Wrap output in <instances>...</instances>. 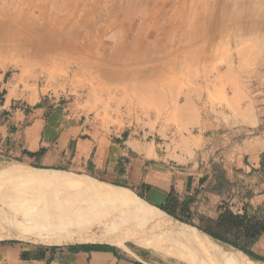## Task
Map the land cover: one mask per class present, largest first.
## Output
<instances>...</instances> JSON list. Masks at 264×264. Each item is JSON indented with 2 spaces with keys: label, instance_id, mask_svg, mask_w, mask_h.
Masks as SVG:
<instances>
[{
  "label": "rangeland",
  "instance_id": "rangeland-1",
  "mask_svg": "<svg viewBox=\"0 0 264 264\" xmlns=\"http://www.w3.org/2000/svg\"><path fill=\"white\" fill-rule=\"evenodd\" d=\"M14 1L6 0V5L13 9ZM175 1L153 0L144 7L143 0H81L82 20L79 28L83 34H92L94 45L104 41L103 29L106 34L113 33L118 23L125 25L127 30L129 25H135L139 39L146 37L145 32L149 30L154 35L152 39H155L159 36L155 34V25H174V22L169 21L179 13L178 7L173 6ZM262 4L264 0H253V6L264 7ZM20 7H23L21 10H27L24 5ZM32 10L38 16L42 8ZM145 11L152 14V22L145 20ZM47 12L53 13L51 5H48L44 14ZM263 19L264 14H260L249 20L232 21L230 25H264ZM143 21L145 25H139ZM140 26L143 29L145 26V32L137 31ZM235 26L228 30L231 40L225 39L222 34L219 36L216 46L212 47V54L210 52L212 57L204 64L179 67L166 73L147 69L150 73H143L149 75L135 78L143 79L144 87L147 88L145 92H107L105 88L101 89V82L94 74L77 69V65L69 59L71 54L64 55L55 65H51L48 63L50 53L38 54L30 47L22 53L13 46L0 50V82L7 81V98L17 99L16 108L29 111L45 104L47 110L54 107L66 108L67 111L71 109L77 117V124L81 125L82 137L105 143L108 140L121 142L126 139L124 144L120 143V147L127 155H121L119 163L127 167L124 163L127 164L129 158L133 161L132 175L124 178L118 174L113 181L81 170L48 169L50 172L84 175L93 181L129 190L148 205L157 207L145 199V192L143 197L139 196V186L147 177V169H139L142 156L130 150L131 147L134 149L133 141H137L141 145L139 149L146 147L157 154L156 159L146 161V166L158 163L165 170L184 172L197 163L199 169L209 170L210 178L204 187L184 193L177 192L173 186L170 188L178 194L180 201L186 196L187 199L191 198L187 214L192 224H200L201 217H216L223 205L235 213L246 212L264 220V202L255 207L253 204L257 195L264 192V28L252 34L238 31ZM166 30L171 31V28ZM259 35L263 37H257ZM81 57L83 62H87L86 54ZM142 64L141 61L137 63L138 66ZM116 84L112 83L111 86ZM31 97H34L33 102H30ZM38 97L40 100H37ZM177 100L182 107L180 110L175 108ZM257 156L260 158L259 165L251 166ZM0 161V197L11 196L14 200L27 203L22 205L9 201L12 205L5 208L0 205V216L16 219L28 215L27 211L32 213L38 204L44 202L43 208L78 202L77 209L71 208L72 205L69 207L71 214L85 211V215L104 220V225L110 230L153 236L157 242L162 238L165 246L154 242L159 247L155 251L126 235H117L132 252L148 258L153 264H236L214 252L215 246L245 258L226 246L202 239L198 233L202 231L194 225L155 209L150 212L159 219L139 215L128 203L96 198L85 188L31 184L21 177H14L5 169L12 165L35 166L16 157L4 156ZM244 166L250 169L244 170ZM170 189L165 191L169 192ZM180 209L177 207L178 212ZM175 222L187 227H180ZM169 224L171 227L179 226L184 231L180 229V236L172 232L165 234L183 241L178 243L175 239L164 237L161 232L165 229L164 225ZM4 240L37 244L22 239ZM172 248L175 250L173 253L169 252Z\"/></svg>",
  "mask_w": 264,
  "mask_h": 264
},
{
  "label": "bare ground",
  "instance_id": "bare-ground-1",
  "mask_svg": "<svg viewBox=\"0 0 264 264\" xmlns=\"http://www.w3.org/2000/svg\"><path fill=\"white\" fill-rule=\"evenodd\" d=\"M143 1L144 7H146L153 0ZM23 5L26 6L27 10H21L23 7L20 6ZM48 5L52 6L53 13L47 12V14H44ZM173 6H177L179 9L178 15L172 17L169 21L174 22V25L165 26L163 24L162 27L161 25H155L154 27L150 25L155 29V34H159L155 39H152L154 35L150 30L149 32H145V26V30L142 26L137 27V31L144 30L146 34V37L139 39L136 34L135 25H129L127 30L125 25L118 23L115 25L116 28L113 30V33L108 32L106 34L105 29L100 27L101 31L103 29L102 36L105 39L102 43L94 45L92 43V34H83L79 28L81 26L80 21L82 20L81 0H16L13 9L6 5V0H0V50L13 46L16 51L22 53L26 52L27 49L25 48L30 47L38 54L50 53L48 55V63L51 65H55L57 60L71 54L69 59H72V62L77 65V69H85L94 74L101 82V89L105 88L107 92L116 91L124 94L128 92L140 93L147 91V88L144 87L143 79L136 80L135 78L149 75L143 73L149 72L146 71L147 69H158L157 71L166 73L179 67L189 68L195 64H204L208 58L212 57H210L212 47L216 46L217 39L221 34L225 39L231 40L228 36V30L232 26H235L230 25L232 21L249 20V18L252 19L257 15L264 14V7L253 6V0H176ZM39 7L42 10H39L40 13L36 16L32 8ZM140 11L139 14L141 13ZM146 13L145 20L147 19V21L152 22V14H148V11ZM153 14L155 15V13ZM136 17L134 16V18ZM133 22L135 23V20ZM144 22H140L139 25H145ZM167 26L171 28V31L166 30L168 29ZM235 28L238 31L253 34L259 31V29L264 28V25L242 24L237 27L235 26ZM226 35L229 38H226ZM82 54L87 55V62L82 61ZM140 61L143 64L138 66L137 63ZM110 82L118 84L111 86L112 83ZM33 101L34 97H31L30 102ZM175 108L179 110L182 108L178 100L175 103ZM26 166L12 165L5 170L14 177H21L35 185L85 188L96 195V198L104 199L107 202L128 203L132 210L148 218L159 219L150 212L151 209L167 215L157 207L148 205L129 190L93 181L84 175L56 171L50 172L48 169ZM9 201L13 204H27L26 202L14 200L11 196L7 197L3 195L0 197V205L4 208L8 207ZM45 203L38 204L37 207L33 205L35 209L31 207V204L30 207L33 209V212L29 214L26 210L28 215L20 216L16 219L0 216V240L22 239L47 245L110 241L122 246L124 244L117 235L123 234L132 238L140 245L155 251L159 247L155 246L154 242L158 243L157 245L162 244L163 247L165 246L162 238L157 242L153 240V236L144 237L141 234H126L121 230H110L104 225V220L99 221L101 218L96 220V216L85 215V211L80 210V212L76 211L75 214H71L69 210L71 208L75 209V207L77 209L78 202H67L62 205L43 208ZM71 205L72 207L69 208ZM85 207L87 208V206ZM4 208L2 209L4 210ZM28 210L32 211L29 208ZM177 224L185 226L181 223ZM179 226L171 227V225H164V232L162 231L161 233L167 239H175L179 243V241L183 240H178L176 236L165 234L172 232L173 235L180 236V229L182 228ZM198 233L202 239H209L218 245L226 246L245 256V258H242L235 254V252L222 250L218 246L213 248L214 252L222 254V256L234 261L236 264H263L203 232ZM174 242L177 244L176 241ZM174 251L173 248L169 249L171 253Z\"/></svg>",
  "mask_w": 264,
  "mask_h": 264
},
{
  "label": "crops",
  "instance_id": "crops-1",
  "mask_svg": "<svg viewBox=\"0 0 264 264\" xmlns=\"http://www.w3.org/2000/svg\"><path fill=\"white\" fill-rule=\"evenodd\" d=\"M7 95V81H2L0 157H16L37 168L90 172L97 176L102 175L106 181H113L118 174L124 178L126 175L129 177L132 175L131 158L127 164L124 163L128 165L127 167H122L119 163L121 155H127L120 147V143L124 144L126 139L121 142L108 140L106 143L92 141L82 137L81 125L77 124V117L71 109L67 111L66 108L54 107L47 110L46 105L42 104L25 111L14 107L17 99L15 97L8 99ZM133 143L134 149L131 147V152L133 150L142 156L139 169L141 167L147 169V177L142 182L151 186L145 191L144 197L155 206L164 202L166 192L172 186L179 193L191 192L204 187L210 178L209 170L199 169L197 163L184 172L165 170L158 163L146 166V161L156 159L157 154L150 152L146 147L143 150L139 149L141 145L137 141ZM41 149L43 152L35 155ZM259 161L260 158L257 156L251 162V166L259 165ZM243 168L250 169L246 166ZM208 194L214 196L212 193ZM262 202L264 192L253 200L254 207ZM249 249L262 260L254 259L264 264V231ZM0 264H153V262L142 255L138 256L125 244L120 246L110 241L47 245L0 240Z\"/></svg>",
  "mask_w": 264,
  "mask_h": 264
},
{
  "label": "trees",
  "instance_id": "trees-1",
  "mask_svg": "<svg viewBox=\"0 0 264 264\" xmlns=\"http://www.w3.org/2000/svg\"><path fill=\"white\" fill-rule=\"evenodd\" d=\"M43 150L35 153L39 155ZM139 196L143 197V193L148 191L151 186L146 183L140 184ZM184 197L180 201V197L173 189L167 192L165 200L162 204L156 205L160 210L167 215L187 224H192L189 212V202L191 198ZM180 207V211H177ZM206 235L217 239L218 241L228 244L253 258L262 260L260 257L252 253L249 249L255 239L264 231V220L255 215H248L246 212L235 213L226 205L221 206V209L216 217L208 218L201 217L200 224H192ZM84 247L85 245H79ZM88 246V245H86Z\"/></svg>",
  "mask_w": 264,
  "mask_h": 264
},
{
  "label": "water",
  "instance_id": "water-1",
  "mask_svg": "<svg viewBox=\"0 0 264 264\" xmlns=\"http://www.w3.org/2000/svg\"><path fill=\"white\" fill-rule=\"evenodd\" d=\"M232 247V246H231Z\"/></svg>",
  "mask_w": 264,
  "mask_h": 264
}]
</instances>
